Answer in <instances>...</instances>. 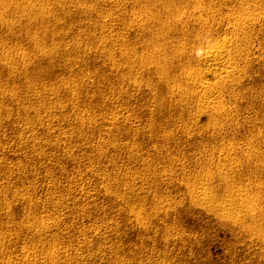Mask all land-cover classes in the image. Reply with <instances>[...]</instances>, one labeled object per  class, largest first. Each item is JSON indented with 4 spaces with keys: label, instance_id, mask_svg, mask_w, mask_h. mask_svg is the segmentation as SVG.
<instances>
[{
    "label": "rangeland",
    "instance_id": "rangeland-1",
    "mask_svg": "<svg viewBox=\"0 0 264 264\" xmlns=\"http://www.w3.org/2000/svg\"><path fill=\"white\" fill-rule=\"evenodd\" d=\"M0 264H264V0H0Z\"/></svg>",
    "mask_w": 264,
    "mask_h": 264
},
{
    "label": "bare ground",
    "instance_id": "bare-ground-1",
    "mask_svg": "<svg viewBox=\"0 0 264 264\" xmlns=\"http://www.w3.org/2000/svg\"><path fill=\"white\" fill-rule=\"evenodd\" d=\"M33 7V6H32ZM31 8V7H30ZM33 9V8H32ZM199 9V8H198ZM251 10V9H250ZM248 16L250 15V14H247ZM252 15V14H251ZM195 16V15H194ZM231 17H233V16H231ZM243 17V16H242ZM251 17V16H250ZM256 17V16H255ZM236 19H238V18H236ZM235 19V20H236ZM242 19H244V18H242ZM239 20V19H238ZM237 21V20H236ZM241 21V20H240ZM248 21V20H247ZM203 22V21H202ZM241 25V24H240ZM244 28V27H243ZM247 28V27H246ZM210 30V29H209ZM214 30V29H213ZM237 30V29H236ZM240 31H241V29H239ZM243 30V29H242ZM244 30H246V29H244ZM249 30V29H248ZM238 31V30H237ZM240 31H238V32H240ZM242 32V31H241ZM244 32V31H243ZM202 33V32H201ZM207 33V32H206ZM210 33V32H209ZM246 33V32H245ZM203 34V33H202ZM213 34V33H212ZM204 35H205V33H204ZM240 35H244V33H240ZM250 35V34H249ZM201 36V35H200ZM210 36V35H209ZM208 35H207V37L206 38H208L209 37ZM236 36H237V34H236ZM245 36V35H244ZM202 37H204V36H202ZM211 37V36H210ZM209 37V38H210ZM246 37V36H245ZM205 38V39H206ZM237 38V37H236ZM200 40V39H199ZM207 40V39H206ZM205 40V41H206ZM203 41V40H202ZM230 41V40H229ZM211 42H213V40L211 41ZM226 42H227V40H226ZM226 42H221V41H217V44H214V45H209V46H206V47H204V49H203V51L200 53L197 49L199 48H197L196 50L200 53L199 55H197V53H196V61H200L201 62V64L203 65V63H204V66L203 67H200V66H202V65H200V66H198V67H196V65L197 64H195V66H192V65H190V69H191V67H192V69L191 70H188V72L186 73L187 74V79H190V78H192L193 79V77H195L196 75H200V76H202L203 77V79L201 80V78H199L200 79V86H202L201 88L203 89H205V92L202 94L201 92H203V91H200V93L199 94H202V99H201V102L199 103V107L200 108H202V110L205 112H207V111H209L208 109L212 106V104L217 100V94H216V88L219 86V84H220V82L222 81V83L223 82H227L226 80H229L228 78H230L231 77V75L234 73V72H236L237 70H235L234 71V65H232V63H231V61L229 60V59H226V58H224L223 56H222V53L225 51V53H226V51L228 50H230L229 48H230V46L226 43ZM207 44H210V40H208L207 42H206ZM212 44V43H211ZM231 44V43H230ZM232 46H234V45H232ZM245 46V45H244ZM236 47V46H235ZM203 48V47H202ZM232 48H234V47H232ZM247 48V47H246ZM201 49V48H200ZM239 50H240V48H239ZM238 50V51H239ZM250 51V50H249ZM240 52V51H239ZM224 53V54H225ZM228 54V53H227ZM230 54H232V53H230ZM229 54V55H230ZM233 54H236L235 53V51H234V53ZM193 56V57H194ZM227 56V55H226ZM225 56V57H226ZM241 56V55H240ZM194 57V58H195ZM228 58V57H227ZM193 60V59H192ZM195 61V60H194ZM195 61V62H196ZM233 62V61H232ZM191 63V62H190ZM234 64V63H233ZM194 67H196L195 69H193ZM236 67V66H235ZM236 69V68H235ZM237 73V72H236ZM184 74V73H183ZM235 75V74H234ZM184 76V75H183ZM233 76V75H232ZM181 78H182V76H181ZM186 78V77H185ZM183 79V78H182ZM196 79H197V77H196ZM231 79V78H230ZM191 80V79H190ZM189 80V81H190ZM182 81V80H181ZM195 81V80H194ZM197 82H199V81H197ZM188 83V82H187ZM190 83V82H189ZM191 83H192V81H191ZM198 85H199V83H198ZM220 85H222V84H220ZM224 85V84H223ZM194 86V85H193ZM200 86H199V89H200ZM196 87V86H195ZM198 87V86H197ZM221 87V86H220ZM195 89H198V88H195ZM218 89H220L219 87H218ZM218 93V92H217ZM185 94V93H184ZM191 95V94H190ZM200 97V96H199ZM219 97V96H218ZM195 100V99H194ZM197 100V99H196ZM199 100V99H198ZM195 105V104H194ZM197 105H198V101H197ZM198 107V106H197ZM201 111V110H200ZM226 111V110H225ZM224 111V112H225ZM223 113V112H222ZM200 114H202L201 112H200ZM199 115V114H198ZM201 116H203V114L201 115ZM225 115H223V117H224ZM218 117V116H217ZM221 117V116H220ZM227 118V117H226ZM230 118V117H229ZM250 152V151H249ZM244 192V191H243ZM243 192H240V190L238 191L237 190V192H235V194H234V196H236L235 198H237L236 200H235V202L234 203H232V204H229L228 203V205H226V206H224V210L225 211H227V212H232L231 210L234 208V206H236V205H240V204H243L242 202H244L247 198H246V195L243 193ZM195 194H196V196H203V198H207V197H204V196H207V190L205 189V187L203 186V187H199L197 190H196V192H195ZM231 194V193H230ZM209 196V195H208ZM231 200V199H230ZM229 201V200H228ZM214 202V201H213ZM230 202H232V201H230ZM225 203V202H224ZM251 204H253V203H251ZM250 205V204H249ZM250 206H252V205H250ZM257 208V207H256ZM256 208H253V209H256ZM221 209V208H220ZM246 210H250V209H247V208H245V211H242V212H236V215H237V217H242V219H244V216H247V213L249 212H247ZM224 211V212H225ZM234 211V210H233ZM253 212V211H252ZM251 212V213H252ZM256 212V211H255ZM221 213H222V211H221ZM233 213V212H232ZM250 213V212H249ZM230 214V213H229ZM221 216H223L222 214H221ZM226 217H227V215H226ZM237 217H236V219H237ZM232 218V217H231ZM246 218V217H245ZM249 218V217H248ZM252 218V217H251ZM240 220H241V218H240ZM252 220V219H251ZM236 222V221H235ZM248 224V223H247Z\"/></svg>",
    "mask_w": 264,
    "mask_h": 264
}]
</instances>
